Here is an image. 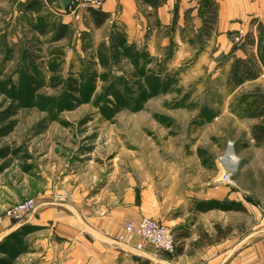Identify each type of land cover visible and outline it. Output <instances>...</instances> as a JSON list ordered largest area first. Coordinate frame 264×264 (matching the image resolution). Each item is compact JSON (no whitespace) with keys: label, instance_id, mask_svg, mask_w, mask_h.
Returning <instances> with one entry per match:
<instances>
[{"label":"rangeland","instance_id":"374dc122","mask_svg":"<svg viewBox=\"0 0 264 264\" xmlns=\"http://www.w3.org/2000/svg\"><path fill=\"white\" fill-rule=\"evenodd\" d=\"M70 1L0 0V226L23 222L0 228V264H75L51 230L24 223L33 211L5 214L30 199L84 218L121 212L146 190L181 201L192 223L198 202L238 203L243 211L203 212L199 245L264 236V144L251 134L264 70L228 81L235 59L256 55L264 27L228 32L224 49L214 29H184L194 48L182 51L168 29L165 46L150 51L152 29L128 39L119 19L74 21ZM229 142L234 186L219 183ZM214 220L230 232L217 238ZM194 233H205L201 223Z\"/></svg>","mask_w":264,"mask_h":264},{"label":"crops","instance_id":"0c3cea01","mask_svg":"<svg viewBox=\"0 0 264 264\" xmlns=\"http://www.w3.org/2000/svg\"><path fill=\"white\" fill-rule=\"evenodd\" d=\"M204 1H211L215 5L216 17L209 29H214L213 34L221 42L220 49H224L223 41L228 32L256 29V25L264 23V0H104L100 10L108 13V19H119L118 24L124 28L128 39H135L146 29H152L146 37L150 51L165 46L164 34L168 29H173L171 33L177 37V48L182 51L184 48H194V44L186 42L184 29H204ZM112 29L119 31L117 27ZM208 43L212 46V42ZM146 193V190H141L138 201L130 197L121 212L112 211L99 216L89 214L84 218L42 202L24 223L51 230L58 240L68 246L69 261L75 264H131L133 261L143 264H264V236L256 234L257 231L232 244L222 237L216 243L195 246L193 242L200 236L194 233L195 226L201 223L204 232L209 231L200 219L203 212H198L197 220L192 223L190 213L178 207L181 201L175 197L166 196L164 201L159 202L155 197L148 199ZM178 210L183 211L178 213ZM214 213L216 210L207 211V214ZM140 216L160 220L174 230L177 240L174 255L156 250L150 243H145L142 250L137 249L135 245L139 238L134 235L127 237L124 242L115 239L121 231L124 218L135 219ZM209 216L207 218L213 219ZM213 222L214 225L220 224L215 220ZM21 224L23 222L8 227L9 222L4 221L0 228L6 235ZM182 231H187L189 236L180 237ZM253 234L258 237L253 238ZM190 240L192 249H188Z\"/></svg>","mask_w":264,"mask_h":264},{"label":"built area","instance_id":"2783aa9c","mask_svg":"<svg viewBox=\"0 0 264 264\" xmlns=\"http://www.w3.org/2000/svg\"><path fill=\"white\" fill-rule=\"evenodd\" d=\"M104 0H71L67 7L68 16L74 21H79L83 18V13H90L91 10H100L103 6ZM264 27V23H262ZM242 31V30H240ZM238 38H236L237 40ZM253 141V139H252ZM231 148L234 153V147L232 142L227 143L225 152L228 148ZM224 156V155H223ZM220 168H224V162L220 158ZM238 162L230 169V174H221L219 183L228 186H234L233 175L237 170ZM216 189V184L213 185ZM35 203L33 200H26L23 203L8 209L5 214L12 218H19L22 214H27L34 211ZM1 221V217H0ZM134 235L139 238V242L135 245L137 249L142 250L145 243H150L156 250L163 251L174 255L177 249V240L175 237L174 230L162 221L156 220L148 216H140L125 221L121 225V231L115 238L118 242L126 241L127 237ZM131 264H143L140 261H133Z\"/></svg>","mask_w":264,"mask_h":264},{"label":"trees","instance_id":"16d2710c","mask_svg":"<svg viewBox=\"0 0 264 264\" xmlns=\"http://www.w3.org/2000/svg\"><path fill=\"white\" fill-rule=\"evenodd\" d=\"M203 5L206 13L204 17V29L207 31L215 20L216 8L214 3L211 1H204ZM90 16L92 23L96 27L101 26L109 17L108 13L101 10H91ZM61 28L66 29L64 25ZM258 34L256 55L248 56L245 59H235L231 65L228 81L231 82L233 86H239L248 80L256 79L259 75V71L264 70V44H262L264 30L262 31L259 29ZM62 36L63 32L56 37V40L62 38ZM256 99L257 102L259 101L260 105V109L258 111V117L260 120L253 126L251 134L257 144H264V93H258ZM196 210L199 212H206L208 210L243 211L244 207L238 203L221 204L218 201H201L196 204ZM215 230L216 237L219 239L223 236V234L225 235V233L227 234L230 232L229 228H227L226 231H223V229L217 224L215 225ZM179 236L188 237L189 233L187 231H182L179 233ZM207 236L208 235L206 233L201 234L199 238L193 242V245H199L201 243V239L207 238ZM209 242H207V244H210Z\"/></svg>","mask_w":264,"mask_h":264},{"label":"bare ground","instance_id":"6f19581e","mask_svg":"<svg viewBox=\"0 0 264 264\" xmlns=\"http://www.w3.org/2000/svg\"><path fill=\"white\" fill-rule=\"evenodd\" d=\"M221 159L223 160L225 166L224 168H221L222 170L220 172V177L223 172L224 174H230L229 168L234 167L236 165V162H238V158L234 156L230 147L226 150L224 156H222Z\"/></svg>","mask_w":264,"mask_h":264}]
</instances>
